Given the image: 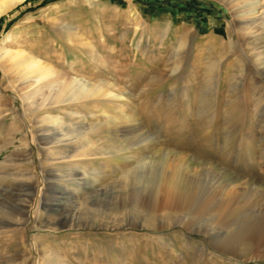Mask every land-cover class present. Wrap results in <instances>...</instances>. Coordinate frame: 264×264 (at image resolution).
<instances>
[{
    "label": "rangeland",
    "instance_id": "1",
    "mask_svg": "<svg viewBox=\"0 0 264 264\" xmlns=\"http://www.w3.org/2000/svg\"><path fill=\"white\" fill-rule=\"evenodd\" d=\"M242 1L264 33V0H29L0 18L9 49L58 73L44 94L74 78L96 87L24 117L0 62V264H264L236 255L264 229V72L251 51L264 65V39L246 43ZM46 115L82 135L55 143ZM172 173L193 185L175 203L156 192Z\"/></svg>",
    "mask_w": 264,
    "mask_h": 264
},
{
    "label": "bare ground",
    "instance_id": "2",
    "mask_svg": "<svg viewBox=\"0 0 264 264\" xmlns=\"http://www.w3.org/2000/svg\"><path fill=\"white\" fill-rule=\"evenodd\" d=\"M24 1L29 0H0V18H2L4 15H7L8 13L13 12V10H15V8L21 3H24ZM242 2L244 5L238 7L234 11H237L236 15H238L239 17H241L240 19H242L240 20V30L242 35L246 37V43L248 44V46H253L252 48H256L258 46L257 41H261L264 39V33H256V27H253V24L256 20L249 17L250 14H253V11H251L250 8H254V3L249 1ZM128 13L131 17L138 16L135 9L133 12L131 10ZM12 40V36H5L2 40H0V62H9L12 65L13 70L17 74L19 81L21 82L17 87V94H14V97L21 100L23 108L26 109L25 114L23 115L24 117L30 118L31 115H33L34 111L48 108L51 105L57 103L65 104L69 101L89 99L92 98L93 95H95L96 87H92V85L88 84L87 82L76 80L75 78L61 82V85L55 88L53 91L44 94V92H42L43 87L51 84L54 78L58 76V73L51 66H47L41 59H38L30 54L28 55L22 50L9 49L7 47V44L11 43ZM251 51H253L252 56L256 57L254 58V61L256 62V66H258L257 70H259V66H261L262 71L264 72V65H262L261 59L254 54L253 49H251ZM35 96H39L40 98V101L37 104L34 100ZM102 119L105 125L110 124L115 120V118L110 117L109 111L105 112L104 115H102ZM39 123H42L40 129L46 135H49L48 133H51V131L58 132V134L54 135V140L57 144L70 142L73 144L74 142H77V137H80V135H82V133L76 130L63 127L62 121L57 117L46 115L41 119ZM51 125L57 127V130L49 128V126L51 127ZM94 126H97L96 123ZM56 136L59 137V139L55 138ZM99 154L100 153H98L96 150L91 149L90 156L95 157ZM55 155L56 154H53L52 156ZM58 160L60 159L57 157L51 159L55 167L53 170H56V172L58 171V167L55 163ZM164 182V184H158V186L156 187V192H158V189H163L164 193L169 196L168 201H171L172 203L178 201L177 197L184 196V189H191V187L193 186L191 185V182L189 183V181L185 180L183 182L180 174H173L172 176L166 178ZM220 209L222 211L221 216L224 218L230 217L236 210L235 204L229 201L221 206ZM246 240L245 241L247 243H242V249H240V251L236 254L238 258L243 261L263 259L264 256H261L262 254H251V251L249 252L247 249V245L253 247V245L258 246L259 244H264V229H261L259 230V232L254 233L251 238H248Z\"/></svg>",
    "mask_w": 264,
    "mask_h": 264
}]
</instances>
